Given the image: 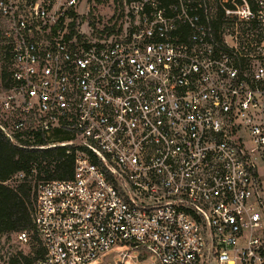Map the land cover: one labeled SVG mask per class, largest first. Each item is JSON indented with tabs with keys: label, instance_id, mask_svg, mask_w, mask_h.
Segmentation results:
<instances>
[{
	"label": "built area",
	"instance_id": "built-area-1",
	"mask_svg": "<svg viewBox=\"0 0 264 264\" xmlns=\"http://www.w3.org/2000/svg\"><path fill=\"white\" fill-rule=\"evenodd\" d=\"M117 1L89 39L82 0H0V129L74 152L0 264H264V0Z\"/></svg>",
	"mask_w": 264,
	"mask_h": 264
},
{
	"label": "trees",
	"instance_id": "trees-1",
	"mask_svg": "<svg viewBox=\"0 0 264 264\" xmlns=\"http://www.w3.org/2000/svg\"><path fill=\"white\" fill-rule=\"evenodd\" d=\"M217 16H222L221 10ZM1 73L2 77L7 75L4 66ZM38 141L45 142L43 138ZM73 169L72 149L64 146L45 149L21 148L10 141L0 129V234L32 229L34 186L28 176L35 175L36 180L68 179L73 175ZM19 172L24 174V178L10 184L9 181ZM25 260H29V257H25Z\"/></svg>",
	"mask_w": 264,
	"mask_h": 264
},
{
	"label": "rangeland",
	"instance_id": "rangeland-1",
	"mask_svg": "<svg viewBox=\"0 0 264 264\" xmlns=\"http://www.w3.org/2000/svg\"><path fill=\"white\" fill-rule=\"evenodd\" d=\"M80 6L82 12L81 24L83 30L87 32L89 39L100 38L102 34L110 32L113 25L119 23L120 6L117 0H82ZM88 12V13H86ZM86 14L88 16H86ZM105 26L104 31L102 28ZM113 29V28H112ZM24 176H16L9 181L15 184L21 181ZM29 181L34 186L38 180L34 176H28ZM21 247L22 250L28 252L30 248L27 245L15 244V248ZM89 264H159L157 257L145 250L131 249L129 245L118 244L112 250L103 254Z\"/></svg>",
	"mask_w": 264,
	"mask_h": 264
}]
</instances>
